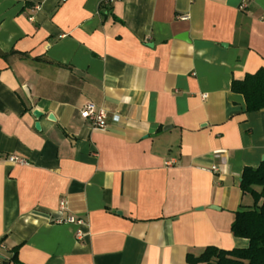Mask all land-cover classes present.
Listing matches in <instances>:
<instances>
[{"label":"crops","instance_id":"obj_1","mask_svg":"<svg viewBox=\"0 0 264 264\" xmlns=\"http://www.w3.org/2000/svg\"><path fill=\"white\" fill-rule=\"evenodd\" d=\"M103 2L0 0V156L28 163L0 162V264L247 248L231 227L254 206L241 178L264 162V109L232 82L264 69V0Z\"/></svg>","mask_w":264,"mask_h":264},{"label":"trees","instance_id":"obj_2","mask_svg":"<svg viewBox=\"0 0 264 264\" xmlns=\"http://www.w3.org/2000/svg\"><path fill=\"white\" fill-rule=\"evenodd\" d=\"M232 91L245 98L247 112L264 109V69L247 75L242 81L232 82ZM255 187L262 188L257 192ZM241 190L254 199V206L236 213L231 227L234 237L246 239L249 246L231 251L215 247L207 248L199 257L189 255V264H264V162L259 168H245L241 178ZM18 250L12 261L17 263Z\"/></svg>","mask_w":264,"mask_h":264},{"label":"built area","instance_id":"obj_3","mask_svg":"<svg viewBox=\"0 0 264 264\" xmlns=\"http://www.w3.org/2000/svg\"><path fill=\"white\" fill-rule=\"evenodd\" d=\"M62 1H66V0H62ZM116 1H118V0H104L103 6H110ZM187 19H188V17H186V16L180 17V20H187ZM80 114L83 118L82 120H85L86 122L90 123L91 126L95 129L106 130L109 126L108 125V113H107V111L103 108H98L97 106H95L92 103L86 104L81 109ZM112 119L114 122H119L118 116H114V118H112ZM1 161H6V162H9L12 164H20V165L28 164L25 159L20 158L18 156H8V157L0 156V162ZM212 171L218 172V168L213 167ZM61 206H62V208L65 207L64 202H62ZM56 223L57 224H82L83 221L78 220L75 217L70 216V217H67L66 219H59V220H57ZM78 236L80 238L82 237L81 234H78Z\"/></svg>","mask_w":264,"mask_h":264},{"label":"water","instance_id":"obj_4","mask_svg":"<svg viewBox=\"0 0 264 264\" xmlns=\"http://www.w3.org/2000/svg\"><path fill=\"white\" fill-rule=\"evenodd\" d=\"M184 38H186V36Z\"/></svg>","mask_w":264,"mask_h":264}]
</instances>
